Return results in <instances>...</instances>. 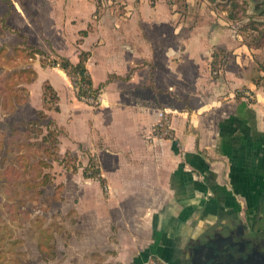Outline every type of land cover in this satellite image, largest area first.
Returning <instances> with one entry per match:
<instances>
[{
	"label": "crops",
	"instance_id": "1",
	"mask_svg": "<svg viewBox=\"0 0 264 264\" xmlns=\"http://www.w3.org/2000/svg\"><path fill=\"white\" fill-rule=\"evenodd\" d=\"M144 4L140 0L134 19H100L92 29L90 15L98 8L86 1L51 7V13L69 12L55 25L75 48L71 56L53 52L72 64L80 52L89 53L92 87H101L93 103L78 101L59 67L33 68L37 77L29 87L50 71L71 89L63 123L57 86L50 79L41 85L43 103V85L58 98V155H75L77 164H85L78 170L95 158L104 188L81 177L94 190L90 207L100 193L104 211L118 215L112 222L118 231L115 262L264 264V87L252 81L261 72L236 56L232 66L213 71V49H226L216 29L190 28L189 18L178 17L165 0ZM78 110L91 119L77 120ZM160 112L169 118L172 139L154 135ZM73 125L82 136L71 131Z\"/></svg>",
	"mask_w": 264,
	"mask_h": 264
},
{
	"label": "rangeland",
	"instance_id": "2",
	"mask_svg": "<svg viewBox=\"0 0 264 264\" xmlns=\"http://www.w3.org/2000/svg\"><path fill=\"white\" fill-rule=\"evenodd\" d=\"M81 1L98 8L97 12L96 9L93 11L97 19L92 18L93 13L90 15L94 23L89 29L100 19H134L140 4V0ZM69 2L71 0H0V84L20 69L53 68L50 66L51 62L60 63L62 59L55 55L54 48H58L67 56L72 55L75 48L68 39L70 36H62L60 28L55 25L58 16L67 15L69 12L57 10L51 13V7L58 6L57 3L64 6ZM155 2L156 0H144V5L149 8V5ZM165 2L173 5L168 8L177 12L178 17L185 20L189 18L190 28L195 24L210 26L223 36L226 44L224 47L230 49L227 53L224 51L226 49H213L216 54L212 64L213 71L232 66L235 56L242 57L241 60L247 58L244 64L252 60L251 64L258 73L261 72L252 81L264 85V48L248 49L249 53L243 54L236 43L244 45L245 35L240 30L247 23L246 18L242 17L235 23L228 22L221 7L216 8L205 0H189L188 3L187 0ZM247 14L249 15L250 11ZM111 48L114 46L110 45L108 50ZM15 49L24 50L26 54H41L28 59L16 55ZM233 51H236L234 55L231 54ZM94 73L98 78L97 72ZM46 79L52 80L58 88L63 109L60 121L64 123L70 114L67 98L71 89H68L69 84L58 73L43 71L32 87L23 86L29 94L26 104L17 106L12 113L0 110V172L1 167L12 164L18 167L24 165L20 164L24 159L30 158L33 162L41 157L42 150L48 147V144L41 141L42 134L46 133L45 126L49 125L51 129L61 133L53 127L56 125L54 100L51 103L42 101L41 85ZM144 94L147 92L141 90V95ZM34 106L43 109L46 114L40 126L33 124L38 117ZM76 113V119L84 122L92 116L81 110ZM13 130L17 133L15 137L11 136ZM71 131L77 132V137L83 134L79 133L81 129L77 125L71 126ZM62 134L64 135L63 132ZM79 151L78 155L83 158L84 150L79 148ZM62 157L63 155H58L54 161L45 157L51 168L44 170L34 168V164H30V176L38 178L47 174L50 177L49 185L38 190L33 183L25 190H20L14 180L9 182L12 184L10 186L0 178V264H120L115 262L118 245L115 237L118 231L112 224L116 223L118 215L114 211H111V215L104 211L105 199L100 193L94 197L96 200L91 201L94 206L90 207L89 200L94 195L92 184L82 179L81 169L73 175L59 164ZM59 184L63 185V190L57 199L55 188ZM84 198L88 200H85L86 206L82 205ZM119 235L126 236L123 233Z\"/></svg>",
	"mask_w": 264,
	"mask_h": 264
},
{
	"label": "trees",
	"instance_id": "3",
	"mask_svg": "<svg viewBox=\"0 0 264 264\" xmlns=\"http://www.w3.org/2000/svg\"><path fill=\"white\" fill-rule=\"evenodd\" d=\"M209 4L215 5V7H221L222 12L225 13V19L228 22L235 23L241 18H246L247 23L244 24L241 33L245 35V40L243 44L247 49H261L264 48V0H205ZM250 11L248 15L247 12ZM241 34V35H243ZM81 36H86V32H81ZM14 53L19 57H26L28 59H33L35 56L41 53L33 52L26 54L24 50L15 49ZM89 57V53L80 52L78 55V62L76 64L70 63L67 59L62 58L61 62L52 61L51 67H59L64 71L66 77L69 79L72 88L75 90V97L78 101L91 99H96L99 95L101 87L93 89L90 75L85 67V63ZM213 61L216 58V54L212 53ZM35 60V59H34ZM213 64V62H212ZM37 74L33 68H24L18 71L13 72L6 80L0 84V110L7 113H12L15 111L17 106L25 105L27 102V96L29 95L26 88L23 86H28L36 79ZM257 87H264V85L259 84L258 81L254 82ZM78 87V88H77ZM25 93V95L23 94ZM43 97L44 102H54L57 101V95L55 90L49 85L46 84L43 87ZM86 102H89L86 100ZM50 107H48L49 109ZM54 111H58V108L54 106ZM37 120L33 122L34 125L40 126L41 120L46 118L44 111H38L36 113ZM46 133L42 134L41 141L44 144H48V147L44 148L41 152V157L37 158L35 161H30V158L24 159L18 167L15 164L7 165L2 168L0 172V178L7 183L11 180H14L17 184V187L20 190H25L26 187L32 185L36 186V190L41 187L47 186L50 183V180L47 174H44L38 178H34L29 175V170L31 168L30 164H34V168L37 169H48L51 168L49 161H54L58 157V133L57 130L51 129L50 126H45ZM17 133L15 130L11 132V136L15 137ZM172 139V135L168 138ZM47 158V160L45 159ZM59 164H62L63 167L71 173H76L77 170L81 167V164H77V157L72 155L70 152H66L63 157L59 160ZM76 164V165H75ZM22 173V174H21ZM82 176L85 179H94L96 180L101 188H104V180L100 175L99 166L94 157L90 156L88 164L82 169ZM12 184H10L11 186ZM9 186V187H10ZM63 190V185L59 184L56 188V196L59 199ZM43 232V231H42Z\"/></svg>",
	"mask_w": 264,
	"mask_h": 264
},
{
	"label": "built area",
	"instance_id": "4",
	"mask_svg": "<svg viewBox=\"0 0 264 264\" xmlns=\"http://www.w3.org/2000/svg\"><path fill=\"white\" fill-rule=\"evenodd\" d=\"M78 88V87H77ZM244 96L248 99H251V95L249 92H244ZM90 103H93L94 99H87ZM159 121L154 127V135L160 139L168 138L171 136V131L169 127V118L166 113L160 112L159 113ZM154 264V263H152Z\"/></svg>",
	"mask_w": 264,
	"mask_h": 264
}]
</instances>
